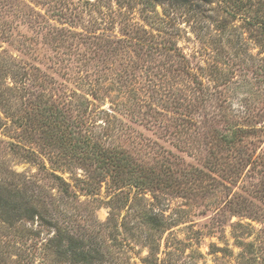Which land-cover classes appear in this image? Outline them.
Returning a JSON list of instances; mask_svg holds the SVG:
<instances>
[{
	"label": "rangeland",
	"instance_id": "374dc122",
	"mask_svg": "<svg viewBox=\"0 0 264 264\" xmlns=\"http://www.w3.org/2000/svg\"><path fill=\"white\" fill-rule=\"evenodd\" d=\"M230 11L226 0H0L14 118L26 100L53 102L77 137L161 175L116 189L94 163L26 142L0 111V179L44 201L41 218L0 220V264H77L44 247L53 223L98 241L96 264H264V168L242 159L264 154L263 35L252 13ZM235 127L252 132L220 145ZM235 195L249 208L232 212Z\"/></svg>",
	"mask_w": 264,
	"mask_h": 264
},
{
	"label": "trees",
	"instance_id": "16d2710c",
	"mask_svg": "<svg viewBox=\"0 0 264 264\" xmlns=\"http://www.w3.org/2000/svg\"><path fill=\"white\" fill-rule=\"evenodd\" d=\"M226 2L228 3L229 11L231 10L230 12L234 14L239 11L253 14V23L257 24L263 35L261 44L264 48V0H226ZM7 89L12 88L7 87ZM26 105L29 106V109H24V114L19 113L20 115L14 118V112L9 111V100L4 90L0 91V111L6 117L12 116V121L17 123L18 127L23 128L26 142L42 141L41 143L50 146L56 152L67 154L68 157H74L77 160L87 162V164L94 163L96 166L94 170H97L96 173L108 174L111 183L116 189L127 184H133L140 188L160 184V174L151 171L147 172L143 169H135L124 153L108 147L102 148L95 142L84 140V137H77L72 129L71 120L55 103L40 99L37 101L26 100ZM1 120L0 117V127L3 125ZM250 132L252 131L247 128L235 127L230 129L227 134L220 136L217 141L220 145L232 150ZM15 147H17V152L21 153L24 159L34 160L36 153L31 147L24 144H16ZM48 158L51 163L56 161L51 155ZM240 158L236 160L238 167L241 166ZM258 158H261L259 164L264 168V154L242 157L245 163L251 165L256 163ZM235 166L232 172L235 171ZM53 176L57 180L56 187L58 190L63 195L70 196L69 183L60 175L53 174ZM91 176L94 179L96 178L94 177L95 174ZM82 181L87 184V189L90 190L88 188V185H92L89 184L90 181ZM27 188L26 185L18 187V184L14 181L0 179V220L8 224H14L17 221L42 217L39 206L40 204L43 205L44 201L34 197ZM246 201L247 199L235 195L228 201V206L232 212H241L249 208L243 205ZM156 222L155 214H146V223L157 224ZM51 226L55 228V231L45 241L44 247L52 254L58 257H70L77 264H96V262L104 259L102 246L95 239H87L84 235L78 236L69 229L58 226L57 223H53Z\"/></svg>",
	"mask_w": 264,
	"mask_h": 264
}]
</instances>
